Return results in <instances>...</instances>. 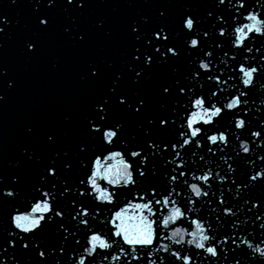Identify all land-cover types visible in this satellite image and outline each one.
<instances>
[{"label": "water", "instance_id": "obj_1", "mask_svg": "<svg viewBox=\"0 0 264 264\" xmlns=\"http://www.w3.org/2000/svg\"><path fill=\"white\" fill-rule=\"evenodd\" d=\"M0 264H264V0H0Z\"/></svg>", "mask_w": 264, "mask_h": 264}]
</instances>
